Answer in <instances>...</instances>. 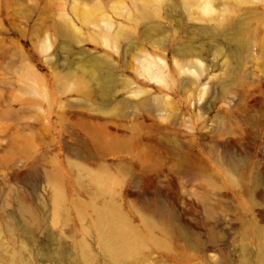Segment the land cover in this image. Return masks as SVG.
I'll use <instances>...</instances> for the list:
<instances>
[{
  "label": "rangeland",
  "instance_id": "obj_1",
  "mask_svg": "<svg viewBox=\"0 0 264 264\" xmlns=\"http://www.w3.org/2000/svg\"><path fill=\"white\" fill-rule=\"evenodd\" d=\"M109 203L140 237L125 261ZM262 257L264 0H0V264Z\"/></svg>",
  "mask_w": 264,
  "mask_h": 264
},
{
  "label": "bare ground",
  "instance_id": "obj_2",
  "mask_svg": "<svg viewBox=\"0 0 264 264\" xmlns=\"http://www.w3.org/2000/svg\"><path fill=\"white\" fill-rule=\"evenodd\" d=\"M205 10L207 13L212 12V5L210 1H207ZM155 13L156 10L151 11L147 6L142 8L141 15L148 18ZM212 15L213 14H211V19L207 22H216V27L225 26V19L214 18ZM208 24L209 23H206V25L203 27V30L210 34L214 29H211L212 26ZM230 73L231 63L228 62L226 76L228 77ZM152 76L153 78L158 79L160 82H164L165 80L163 71L156 72L155 74L152 73ZM95 178L97 179L102 192L109 194L112 191L111 179L109 177L103 176L101 178L94 177V179ZM97 214V227L99 235L102 240V244L104 245L109 256L116 261H125L134 255L139 249L140 237L123 218L117 207L113 203H109L100 208ZM260 264H264V257H262Z\"/></svg>",
  "mask_w": 264,
  "mask_h": 264
}]
</instances>
